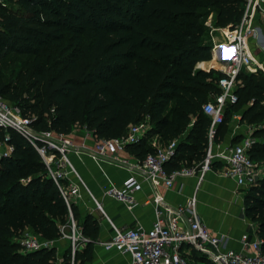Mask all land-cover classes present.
<instances>
[{"label": "trees", "instance_id": "16d2710c", "mask_svg": "<svg viewBox=\"0 0 264 264\" xmlns=\"http://www.w3.org/2000/svg\"><path fill=\"white\" fill-rule=\"evenodd\" d=\"M244 7L245 0H0V96L37 131L61 135L79 127L95 139L120 138L148 118L149 132L128 144L127 153L144 158L155 151L150 140L157 136L163 146L177 140L164 163L167 172L193 166L208 143L210 120L202 105L220 93L222 76L213 68L196 69L212 59L206 21L212 14L214 26L233 27ZM9 57H25L16 85L2 70ZM235 95L215 144L222 143L234 112L250 125L264 121V73L239 74ZM8 132L13 151L0 159V264H57L55 247L21 253L15 239L26 228L47 240L59 238L70 214L88 239L73 264L90 261L97 219L82 217L74 203L68 209L36 150ZM253 137L264 140V126ZM248 154L264 165V141ZM220 168L212 164L213 171ZM244 214L256 225L264 255V171L245 191ZM58 264H72L70 249Z\"/></svg>", "mask_w": 264, "mask_h": 264}, {"label": "built area", "instance_id": "2783aa9c", "mask_svg": "<svg viewBox=\"0 0 264 264\" xmlns=\"http://www.w3.org/2000/svg\"><path fill=\"white\" fill-rule=\"evenodd\" d=\"M264 20V0H245L241 20L235 26L220 28L224 30V40L213 47L212 56L220 64L216 70L222 73L218 79L217 94L213 101L202 105L203 113L209 118L208 143L202 161L193 166L167 172L164 163L174 154L177 140L163 146L157 136L150 140L154 152L144 158H122L120 153L126 146L142 139L151 126L148 118L138 124L131 125L126 135L113 139H95L92 132L82 129L85 138H91L92 144H76L67 135L53 131H37L31 120L21 115L19 108L12 106L0 96V159L7 158L13 151L8 130L22 136L38 153L47 169L48 178L52 179L59 189L68 209L81 194V178L70 160L71 152L86 151L97 159L111 161L124 167L129 176L119 186H110L104 194L123 203L131 209L136 205L135 194L142 190L144 183L157 190L158 186L170 189L178 178L195 177L199 184L205 174L212 170L213 163H220L223 173L233 179L239 188L248 189L260 178L264 167L261 162L254 161L248 154L249 148L261 138L245 137L241 141L225 149H218L213 141L216 128L223 122V114L227 104L236 101V82L239 74L264 73V43H262V26ZM214 50V51H213ZM219 51L224 58L219 59ZM75 130H72V132ZM76 178V181L72 179ZM196 186L194 192L184 203L171 206L161 195L155 193V218L149 228L137 226L121 227L108 219L111 234L102 242L105 250L126 254L130 264H189L186 252L196 251L212 264H264L261 252V240L257 237L252 241L241 238L240 249L226 248V237L213 234L202 222L198 212V196ZM98 208L102 207L97 203ZM70 231L62 236L71 245V263L75 251L87 242L76 222L70 214ZM15 241L20 245L21 253H29L43 248L53 247V240H47L26 228ZM59 262H57L58 264Z\"/></svg>", "mask_w": 264, "mask_h": 264}, {"label": "crops", "instance_id": "0c3cea01", "mask_svg": "<svg viewBox=\"0 0 264 264\" xmlns=\"http://www.w3.org/2000/svg\"><path fill=\"white\" fill-rule=\"evenodd\" d=\"M220 31L224 32L222 29ZM262 34L264 38V33L262 32ZM222 40H224V33L223 36L211 34L208 41L213 48ZM217 55L219 59L225 57L219 51H217ZM212 59L209 62L215 63L214 55ZM201 63L208 65L203 61ZM199 64L196 65V69H203L204 67H198ZM211 68L214 69V66ZM203 70L209 71L210 68ZM240 128L239 126L238 128L229 126L222 143L217 145V148L225 149L237 143L238 136L245 134ZM67 137L76 144H86L87 146L92 144V139L85 138L83 131L75 130L69 133ZM119 156L131 158L127 151L120 153ZM70 160L83 183V185L80 184V197L75 198L74 204L82 217L89 214L97 219L99 224V236L93 245L92 257L90 261L84 264H130L128 255L113 250H105L102 246V242L107 240L111 234L108 219L125 228L137 226L149 228L155 218L154 208L156 205L153 202L155 193L161 195L162 199L171 206H178L192 195L196 186H198L197 207L201 220L213 234L226 237V248L238 250L243 246L240 243L241 238H245L247 241L257 238L255 223L251 222L244 214L246 189L237 187L234 180L223 173L222 168L207 172L199 184H197L195 177L178 178L170 189L158 186L157 190H154L144 183L142 190L135 194L136 205L128 209L123 203L104 194L107 187L119 186L129 176L124 167L105 159L93 158L86 151L71 152ZM72 179L76 181L73 176ZM97 203L101 205L103 211L98 208ZM68 227L69 224L64 226L65 229ZM53 244L57 251V262H60L64 252L67 249L71 250L70 242L65 236H61L55 238ZM84 248L85 244L78 251H82ZM186 255L189 264H212L196 251H187ZM77 264L80 263L77 262Z\"/></svg>", "mask_w": 264, "mask_h": 264}, {"label": "rangeland", "instance_id": "374dc122", "mask_svg": "<svg viewBox=\"0 0 264 264\" xmlns=\"http://www.w3.org/2000/svg\"><path fill=\"white\" fill-rule=\"evenodd\" d=\"M260 24H261V26H263L264 20H262ZM206 25L209 27V33L204 38L205 41L210 40V35L211 34L223 36V33L224 32H221L220 31L221 29L218 30L219 27H216V26L213 25V15L212 14H210L208 16L207 21H206ZM261 29H262V32L264 33V27L261 28ZM261 40H262V43H264L263 36H261ZM212 60H214V59H212ZM212 60H210V61H212ZM24 61H25V57H9V59L7 60V62L4 63L5 66L3 65L4 67L2 69L3 70V73H4L7 81L10 82L12 85H16V84H18L20 82L19 77L21 76V74H19V70L22 67V65H24ZM207 62H209V61H207ZM218 66H220V65L215 60V66L214 67L217 68ZM205 69H207V67ZM29 87L30 86H28V88ZM29 93H31L33 95H36L37 94L35 89H31L30 90V88H29ZM209 99H211V97ZM31 102H33V101H31ZM12 106H14V105H12ZM240 118H241V112L240 111L234 112L233 115L229 119H227V124H226L227 131L229 129V126H232L233 128L234 127L235 128H238V126H239V128L241 127L240 130H242V131L245 132L244 135L238 136V141L237 142L241 141L245 137L253 136V132L256 129L261 128L262 126H264V121L261 122L260 124L250 125V124H248L246 122H241L240 121ZM73 130L82 131L79 127H74ZM260 165H262L264 167V165H263L262 162L260 163ZM68 231H70V225H69L68 228L64 229V232L65 233H67Z\"/></svg>", "mask_w": 264, "mask_h": 264}, {"label": "bare ground", "instance_id": "6f19581e", "mask_svg": "<svg viewBox=\"0 0 264 264\" xmlns=\"http://www.w3.org/2000/svg\"><path fill=\"white\" fill-rule=\"evenodd\" d=\"M213 64V62H208V65L206 66H204V68L202 67V65H200V66H198V67H200V68H203V69H205L206 67L208 68V66H209V68H211V67H213V66H211ZM220 65V64H219ZM208 68V69H209Z\"/></svg>", "mask_w": 264, "mask_h": 264}, {"label": "water", "instance_id": "95a60500", "mask_svg": "<svg viewBox=\"0 0 264 264\" xmlns=\"http://www.w3.org/2000/svg\"><path fill=\"white\" fill-rule=\"evenodd\" d=\"M226 28V27H225ZM197 69H199V68H197ZM211 69V68H210ZM258 180V178H256V181Z\"/></svg>", "mask_w": 264, "mask_h": 264}]
</instances>
